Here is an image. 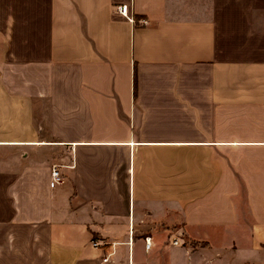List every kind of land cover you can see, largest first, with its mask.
<instances>
[{
	"label": "crops",
	"instance_id": "crops-1",
	"mask_svg": "<svg viewBox=\"0 0 264 264\" xmlns=\"http://www.w3.org/2000/svg\"><path fill=\"white\" fill-rule=\"evenodd\" d=\"M0 264H264V0H0Z\"/></svg>",
	"mask_w": 264,
	"mask_h": 264
},
{
	"label": "built area",
	"instance_id": "built-area-1",
	"mask_svg": "<svg viewBox=\"0 0 264 264\" xmlns=\"http://www.w3.org/2000/svg\"><path fill=\"white\" fill-rule=\"evenodd\" d=\"M115 11L116 13L121 16L122 18H124L126 21L128 22H134V19L132 18L130 12H129V9L126 5H119L115 8ZM139 24L141 26H145L147 24V22L145 20H140L139 21ZM61 183V177H60V174L58 172V169L57 167H52L50 169V173H49V183H48V186L50 188H53L55 187L56 185L60 184ZM131 241V233H129L128 231V244L129 242ZM143 241V249L144 251H148L150 249V239L149 238H143L142 239ZM131 244V242H130ZM91 247L93 248H97L99 247V243L97 241H92L90 243ZM182 245L181 241L179 240V237L178 235L176 236H171L170 237V240H169V246L170 247H180ZM105 261V260H103Z\"/></svg>",
	"mask_w": 264,
	"mask_h": 264
}]
</instances>
